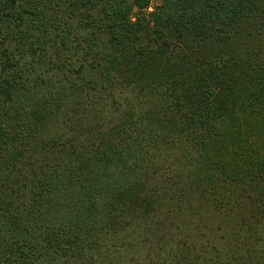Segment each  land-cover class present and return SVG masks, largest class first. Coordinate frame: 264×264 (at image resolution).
I'll return each mask as SVG.
<instances>
[{
  "label": "trees",
  "instance_id": "trees-1",
  "mask_svg": "<svg viewBox=\"0 0 264 264\" xmlns=\"http://www.w3.org/2000/svg\"><path fill=\"white\" fill-rule=\"evenodd\" d=\"M158 1L0 0V264H264V0Z\"/></svg>",
  "mask_w": 264,
  "mask_h": 264
},
{
  "label": "rangeland",
  "instance_id": "rangeland-1",
  "mask_svg": "<svg viewBox=\"0 0 264 264\" xmlns=\"http://www.w3.org/2000/svg\"><path fill=\"white\" fill-rule=\"evenodd\" d=\"M158 3H159L158 0H151L150 8L153 7L154 5L158 4ZM80 101H82V100H79V98H77L73 102H67V105L69 106L68 109H70V107H73V109L76 108V110H79L80 112H82V110H84V107L80 108V106L77 104ZM94 137H95L94 134H90V133L84 134L82 137H80L81 139H76L75 142L85 144V143H88V141H90V139H93ZM235 218H237V213L235 212V210H233L232 212H229V213H220V212H215L214 210L208 208V209H203L200 212H197L195 221L200 224L202 232H204L208 237H211V236L219 234V233L215 234L217 227H219V231H222L224 229L223 227H227L230 220L235 219ZM252 222L254 223V221H252ZM183 225L186 226V225H188V223L184 220ZM246 228H247V226H246ZM229 239H233V238L230 237ZM196 243L200 244L198 241H196ZM202 247H204V246H202ZM202 247L199 246L197 250L204 249ZM148 250L150 252V255H152L154 257V254H156V253L153 252L154 251L153 249L151 250V245H149ZM105 264H114V263L107 262Z\"/></svg>",
  "mask_w": 264,
  "mask_h": 264
}]
</instances>
